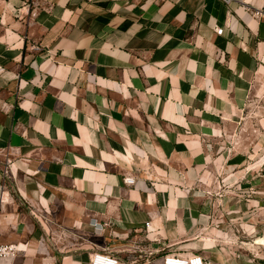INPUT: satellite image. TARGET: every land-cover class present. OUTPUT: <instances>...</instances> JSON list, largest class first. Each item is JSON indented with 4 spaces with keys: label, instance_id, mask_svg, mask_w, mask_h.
Returning <instances> with one entry per match:
<instances>
[{
    "label": "crops",
    "instance_id": "obj_1",
    "mask_svg": "<svg viewBox=\"0 0 264 264\" xmlns=\"http://www.w3.org/2000/svg\"><path fill=\"white\" fill-rule=\"evenodd\" d=\"M249 160L264 0H0L3 264H162Z\"/></svg>",
    "mask_w": 264,
    "mask_h": 264
},
{
    "label": "rangeland",
    "instance_id": "obj_2",
    "mask_svg": "<svg viewBox=\"0 0 264 264\" xmlns=\"http://www.w3.org/2000/svg\"><path fill=\"white\" fill-rule=\"evenodd\" d=\"M247 163V175L234 178L226 192L212 193L214 199L222 197L227 202L205 206L207 215L201 222L187 225L182 234L164 236L166 242L159 245L170 252H199L220 264H264V248L256 245L264 234V170L252 171V161ZM207 202V206L212 205ZM158 259L153 255L150 264H160Z\"/></svg>",
    "mask_w": 264,
    "mask_h": 264
},
{
    "label": "built area",
    "instance_id": "obj_3",
    "mask_svg": "<svg viewBox=\"0 0 264 264\" xmlns=\"http://www.w3.org/2000/svg\"><path fill=\"white\" fill-rule=\"evenodd\" d=\"M163 1V0H160ZM226 3H230L232 0H224ZM243 1V0H239ZM259 12H256V15H259ZM218 33L223 32V28H216ZM126 184H134L135 178L133 177H126L125 178ZM150 222L146 223V227L149 228ZM264 238V234L261 236ZM264 246V242L263 245ZM17 250V246L15 245H3L0 244V264H3V260L15 256ZM143 256H136L131 255L128 257L127 261L121 260L117 256L109 253L108 251L105 252H97L94 253L91 264H137L139 258ZM148 260V259H147ZM162 264H220L214 262L210 257L203 255L199 252H170L164 255L162 259Z\"/></svg>",
    "mask_w": 264,
    "mask_h": 264
},
{
    "label": "bare ground",
    "instance_id": "obj_4",
    "mask_svg": "<svg viewBox=\"0 0 264 264\" xmlns=\"http://www.w3.org/2000/svg\"><path fill=\"white\" fill-rule=\"evenodd\" d=\"M258 242H260L261 244H263V242H264V238H263V240L261 241V240H259Z\"/></svg>",
    "mask_w": 264,
    "mask_h": 264
}]
</instances>
